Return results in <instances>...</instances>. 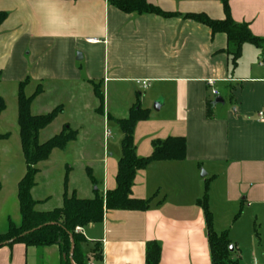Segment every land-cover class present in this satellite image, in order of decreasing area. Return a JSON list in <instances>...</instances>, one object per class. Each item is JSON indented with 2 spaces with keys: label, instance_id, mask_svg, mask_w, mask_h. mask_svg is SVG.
Segmentation results:
<instances>
[{
  "label": "crops",
  "instance_id": "obj_1",
  "mask_svg": "<svg viewBox=\"0 0 264 264\" xmlns=\"http://www.w3.org/2000/svg\"><path fill=\"white\" fill-rule=\"evenodd\" d=\"M146 1L179 15L165 19L126 14L110 0H0V12L8 15L0 29V100L6 106L0 119L8 112V99L18 107L20 85L26 82V97L41 89L31 106L33 116L63 107L56 121L40 133V140L59 122L60 132L46 142L65 127L77 132V139L59 151L81 144L77 160L86 162L85 173L96 189L72 188L73 169L66 166L58 192L62 208L66 187L69 196L81 200L117 188L124 135L114 121L128 119L136 105L148 111L149 119L138 123L134 132L137 155L151 157L154 142L183 138L185 159L155 162L137 174L132 198L149 201L148 210L106 211L102 223L82 228L85 262L146 264L148 246L155 243L162 251L159 264H212L206 219L198 204L206 188L216 233L228 232L237 241L236 225L242 217H251L254 226L259 216L264 218V122L258 117L264 111V51L245 45L233 69L226 35H213L208 27L183 18L205 14L223 21L221 0ZM229 6L236 23L246 24L264 40V0H229ZM91 82L98 83L104 94L103 111ZM219 98L224 104H215ZM210 102L215 104L211 118ZM112 124L115 133L109 131ZM6 135L0 142L13 137L10 132L0 134ZM98 143L113 156L92 157V146ZM52 156L38 165L32 190L38 212L59 209L48 208L56 174ZM2 170L0 157L1 183ZM26 172L25 159L23 169L20 161H9L17 199ZM254 233L255 239L259 237ZM234 246L232 259L241 264L239 246ZM259 248L264 258V243ZM257 254L252 264H260ZM61 261L57 246L15 244L0 249V264Z\"/></svg>",
  "mask_w": 264,
  "mask_h": 264
},
{
  "label": "trees",
  "instance_id": "obj_2",
  "mask_svg": "<svg viewBox=\"0 0 264 264\" xmlns=\"http://www.w3.org/2000/svg\"><path fill=\"white\" fill-rule=\"evenodd\" d=\"M221 1L226 15V19L223 21L212 20L205 14H188L183 18L208 27L213 35H226L228 40L226 53L231 58V66L236 69L242 57L243 47L252 45L264 51V40L255 37L246 24L236 23L231 16L229 0ZM110 3L126 14H148L165 19L179 15L164 12L146 0H110ZM7 18V13L0 12V29ZM26 84L27 82L20 85L18 98V126L20 128L22 153L27 167L26 175L18 185L21 225L17 227L12 221H9L8 232L3 235L0 234V249L15 244L35 248L57 246L62 255V264H72V261L76 264H87L83 251V245L87 241L83 235L76 233V228H86L92 224L102 223L106 211L148 210L149 201L132 198V189L137 174L155 162L184 160L186 141L183 138H169L164 142H154L152 156L140 158L136 152L134 132L138 123L148 120L150 114L136 105L128 119L114 121L124 135L121 144L122 157L118 164L117 188L105 195L96 192L95 198L92 200H81L75 194L69 196L66 187L62 208L51 212H38L36 210L38 202L32 198V190L39 174L38 165L48 161L55 150H64L68 144L77 139L78 134L70 127H65L59 135L41 144L40 133L50 127L64 109L60 106L47 115L33 116L31 106L35 98L41 93V89H38L32 97H26L24 94ZM91 84L100 102V110L103 111L104 94L101 87L95 82H91ZM214 105L211 102L208 105L207 115L209 118L212 116ZM5 108L4 102L0 100V115ZM8 137V135L0 136V140H5ZM1 191L2 183L0 181ZM208 192V188H206L205 195L198 204L204 211L206 219L212 264H239L232 259L235 246L232 244L228 232L218 234L214 230L213 216L208 205ZM72 245L75 249L71 256ZM95 251L98 252L97 249ZM161 252V247L158 244H150L147 250L146 264H159Z\"/></svg>",
  "mask_w": 264,
  "mask_h": 264
},
{
  "label": "rangeland",
  "instance_id": "obj_3",
  "mask_svg": "<svg viewBox=\"0 0 264 264\" xmlns=\"http://www.w3.org/2000/svg\"><path fill=\"white\" fill-rule=\"evenodd\" d=\"M33 89V87H29L28 91ZM156 106V107H155ZM154 106V109L157 108V104ZM68 115V114H67ZM63 122H59L55 126L49 130V135L45 134L41 137L40 142L45 143L46 138H50V136H54L60 132ZM110 132H114V125H111ZM19 131L18 126V107L16 102H12L11 99H8V112L5 118L0 119V134H4L10 132L13 134L12 139L5 143L0 142V157L3 160V170H2V183L3 190L0 193V234H6L9 229V221L11 220L17 227L21 225V215L19 209V202L17 199V185L16 180L12 179L8 173V165L9 161L15 160L20 161L21 167H24V158L20 145V137H16V132ZM54 132V133H53ZM57 132V133H55ZM112 132V133H113ZM52 134V135H51ZM119 135V133H117ZM49 136V137H47ZM108 142V141H106ZM103 144V141H102ZM81 144H74L67 151H59L57 150L52 157L53 160L56 161V165L53 169V173L55 174V179L51 186V194L53 196L52 202L48 205V208L53 210L55 208H59L60 200H59V190L61 187V180L64 179L67 167L72 168L71 174V187L79 186V187H90V190H95L96 186L90 183L89 177L85 173L86 162L83 160L78 161V151H80ZM107 146V144H106ZM92 150L95 151V155H91L92 157H112V150L108 152V147L103 151V145L100 147L99 143L92 146ZM94 153V152H93ZM67 166V167H66ZM41 167V165H40ZM43 167V166H42ZM259 235L255 239V233ZM236 232L238 233V240L231 238L229 234V238L234 245H238L242 261L241 264H252L254 253H257V258L260 264H264L263 258V248H259V245L263 246L264 243V218L259 216L256 222V225H253V219L251 217H242L238 225H236ZM89 236V234L87 233ZM235 253V252H234ZM234 255V254H233ZM75 264V263H72Z\"/></svg>",
  "mask_w": 264,
  "mask_h": 264
},
{
  "label": "built area",
  "instance_id": "obj_4",
  "mask_svg": "<svg viewBox=\"0 0 264 264\" xmlns=\"http://www.w3.org/2000/svg\"><path fill=\"white\" fill-rule=\"evenodd\" d=\"M261 65H264V62L261 61ZM138 84H141L143 86L144 89H147L149 87L148 83L147 82H138ZM209 85L210 86H213L214 85V81H209ZM213 94L215 96H218V92L217 91H213ZM259 119L261 121L264 122V111L263 112H260L259 115H258ZM107 136L109 137V133H107ZM76 233H79V234H82L83 233V229L78 227L76 228ZM90 264H93L92 262Z\"/></svg>",
  "mask_w": 264,
  "mask_h": 264
},
{
  "label": "water",
  "instance_id": "obj_5",
  "mask_svg": "<svg viewBox=\"0 0 264 264\" xmlns=\"http://www.w3.org/2000/svg\"><path fill=\"white\" fill-rule=\"evenodd\" d=\"M215 104L216 105H218V104H224V101L219 98V99H216ZM203 176H206V174L203 173ZM74 249H75V247H74V245H72V253H71V256L73 255ZM231 251H233V248H231ZM72 263H74V262L72 261Z\"/></svg>",
  "mask_w": 264,
  "mask_h": 264
}]
</instances>
